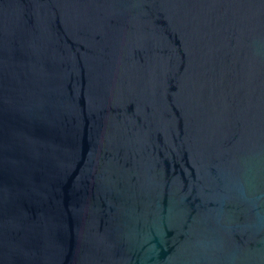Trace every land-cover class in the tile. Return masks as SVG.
<instances>
[{"label": "water", "instance_id": "water-1", "mask_svg": "<svg viewBox=\"0 0 264 264\" xmlns=\"http://www.w3.org/2000/svg\"><path fill=\"white\" fill-rule=\"evenodd\" d=\"M0 264H264V0H0Z\"/></svg>", "mask_w": 264, "mask_h": 264}]
</instances>
